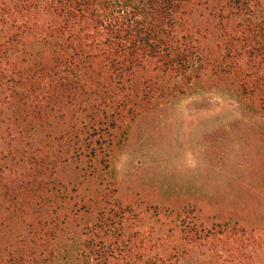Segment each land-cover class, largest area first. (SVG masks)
Instances as JSON below:
<instances>
[{
  "label": "trees",
  "instance_id": "16d2710c",
  "mask_svg": "<svg viewBox=\"0 0 264 264\" xmlns=\"http://www.w3.org/2000/svg\"><path fill=\"white\" fill-rule=\"evenodd\" d=\"M201 74L264 108V0H0V264L177 259L113 195L80 187L154 86Z\"/></svg>",
  "mask_w": 264,
  "mask_h": 264
},
{
  "label": "rangeland",
  "instance_id": "374dc122",
  "mask_svg": "<svg viewBox=\"0 0 264 264\" xmlns=\"http://www.w3.org/2000/svg\"><path fill=\"white\" fill-rule=\"evenodd\" d=\"M193 18L205 24L201 10ZM165 80L167 94L157 84L132 110L80 192L113 195L161 249L179 251L170 264H264L263 106L213 75ZM77 176L61 166L56 180Z\"/></svg>",
  "mask_w": 264,
  "mask_h": 264
}]
</instances>
